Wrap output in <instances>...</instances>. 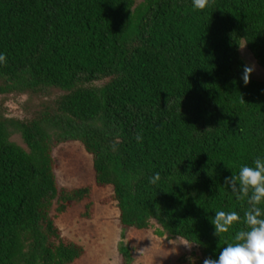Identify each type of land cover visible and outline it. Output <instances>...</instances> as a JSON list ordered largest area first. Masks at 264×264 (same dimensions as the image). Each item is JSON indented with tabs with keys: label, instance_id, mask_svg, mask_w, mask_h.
<instances>
[{
	"label": "trees",
	"instance_id": "obj_1",
	"mask_svg": "<svg viewBox=\"0 0 264 264\" xmlns=\"http://www.w3.org/2000/svg\"><path fill=\"white\" fill-rule=\"evenodd\" d=\"M243 44L264 69V0H0V96L62 93L31 120L0 115V264L84 257L53 215L93 217L92 186L57 181L53 151L70 142L92 155L125 232L155 223L197 247L198 264L218 258L243 225L220 239L211 218L247 207L225 179L264 157V82L244 84Z\"/></svg>",
	"mask_w": 264,
	"mask_h": 264
},
{
	"label": "rangeland",
	"instance_id": "obj_2",
	"mask_svg": "<svg viewBox=\"0 0 264 264\" xmlns=\"http://www.w3.org/2000/svg\"><path fill=\"white\" fill-rule=\"evenodd\" d=\"M144 0H136L140 5ZM241 48L245 62L254 66L252 73L256 80L264 82V69L259 66L253 55L243 44ZM103 83H97L101 86ZM59 90H52L47 96L11 94L0 96V115L17 120H31L45 102L60 97ZM12 142L28 150L22 137L15 134ZM55 174L61 187L76 189L92 186L94 211L91 219H85L83 205H73L65 213H53L57 227L63 237L81 245L85 255L76 264H123L120 253L121 243L132 249L131 264H192L187 258H195L198 264L200 252L197 247L182 239H169L155 235L157 224L146 231L125 232L120 225V213L111 201L112 189H100L95 185L93 157L79 142L59 145L53 151ZM107 202V203H106ZM186 245H192L189 249Z\"/></svg>",
	"mask_w": 264,
	"mask_h": 264
},
{
	"label": "clouds",
	"instance_id": "obj_3",
	"mask_svg": "<svg viewBox=\"0 0 264 264\" xmlns=\"http://www.w3.org/2000/svg\"><path fill=\"white\" fill-rule=\"evenodd\" d=\"M214 0H192L193 8L204 10ZM243 48V47H241ZM7 57L0 54V63H6ZM254 66H243L242 80L245 85L251 82ZM137 142H141V134L136 135ZM161 180L157 172L149 177V183L158 184ZM225 186L235 194L237 200L246 201L243 218L236 211H215L211 218L214 225V236L223 238L237 224H242L232 237L233 242L228 243L219 252L218 258L207 257L203 264H264V157L254 159L252 166L241 165L238 172L225 179ZM192 245H186L189 249ZM192 264L195 258H187Z\"/></svg>",
	"mask_w": 264,
	"mask_h": 264
}]
</instances>
